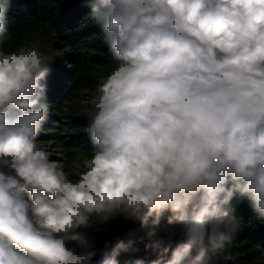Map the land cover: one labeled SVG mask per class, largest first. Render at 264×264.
<instances>
[{
	"label": "clouds",
	"instance_id": "1",
	"mask_svg": "<svg viewBox=\"0 0 264 264\" xmlns=\"http://www.w3.org/2000/svg\"><path fill=\"white\" fill-rule=\"evenodd\" d=\"M10 2L0 0V264H119L129 245L97 249L87 230L117 216L156 226L165 213L179 243L148 264H203L238 230L237 194L264 217V0H87L115 64L90 98L94 147L74 180L38 140L54 56L5 47Z\"/></svg>",
	"mask_w": 264,
	"mask_h": 264
},
{
	"label": "trees",
	"instance_id": "2",
	"mask_svg": "<svg viewBox=\"0 0 264 264\" xmlns=\"http://www.w3.org/2000/svg\"><path fill=\"white\" fill-rule=\"evenodd\" d=\"M90 11L87 0H11L7 12L8 49L26 44L38 34L54 35L58 53L52 54L46 81L50 123L40 134L59 141L71 161L90 157L94 145L87 135L86 116H64V107L78 103L86 93L94 94L99 77L115 64ZM230 208L238 220V230L225 251L209 255L203 264H264V217L253 210L247 197L238 194ZM168 215L165 213L156 226L152 218L146 225L124 221L119 238L129 247L117 257L119 264H132L137 259L148 264L163 247L174 248L179 243V228L167 223Z\"/></svg>",
	"mask_w": 264,
	"mask_h": 264
},
{
	"label": "rangeland",
	"instance_id": "3",
	"mask_svg": "<svg viewBox=\"0 0 264 264\" xmlns=\"http://www.w3.org/2000/svg\"><path fill=\"white\" fill-rule=\"evenodd\" d=\"M32 43L40 44L45 50L50 51L53 55H57L58 53V49L56 48L57 46L54 44V35L51 33L35 35L26 44L30 45ZM93 95V93H86L84 94L83 99H81L78 103L67 104L64 107V116H85V113L89 108L90 98ZM59 117H63V115H60ZM47 123H50V119H48ZM38 140L40 142V146L50 152L51 159L56 161L62 167L70 179L74 180L78 177L79 172L83 169L84 162L89 157L79 156L76 160L71 161L59 141L42 137L41 134L39 135ZM124 221L129 222L131 220H125L122 216H117L102 225L97 224L95 228H89L87 230L88 236L94 242L96 248L100 249L103 247L106 240L114 241L116 237L121 235V228L123 227ZM96 228H99L100 230L97 231Z\"/></svg>",
	"mask_w": 264,
	"mask_h": 264
}]
</instances>
